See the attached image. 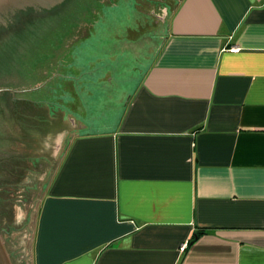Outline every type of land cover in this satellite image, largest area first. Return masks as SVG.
<instances>
[{"label":"crops","instance_id":"0c3cea01","mask_svg":"<svg viewBox=\"0 0 264 264\" xmlns=\"http://www.w3.org/2000/svg\"><path fill=\"white\" fill-rule=\"evenodd\" d=\"M165 1L138 83L66 86L27 242L1 228L15 264H264V0Z\"/></svg>","mask_w":264,"mask_h":264},{"label":"rangeland","instance_id":"374dc122","mask_svg":"<svg viewBox=\"0 0 264 264\" xmlns=\"http://www.w3.org/2000/svg\"><path fill=\"white\" fill-rule=\"evenodd\" d=\"M148 1L64 0L44 13L29 9L0 37V89L23 90L0 92V229L17 230L20 244L27 242L23 237L34 226L54 168L57 139L68 127L60 123L65 119L61 113H72L66 86L100 83L108 69L113 83H138L162 43L159 35L140 27L151 17L146 15ZM38 20L56 22L52 31L56 30L44 38L46 53L34 55L47 65L34 77L30 71L34 57L28 55L24 79L17 71L24 61L20 55L26 43L24 26L32 25L34 37L39 23L31 22ZM92 21H98L94 27Z\"/></svg>","mask_w":264,"mask_h":264},{"label":"flooded vegetation","instance_id":"af4514ba","mask_svg":"<svg viewBox=\"0 0 264 264\" xmlns=\"http://www.w3.org/2000/svg\"><path fill=\"white\" fill-rule=\"evenodd\" d=\"M61 1L62 0H60L59 2H61ZM167 2L169 3V0H166L165 1V3H167ZM45 7H46L45 5H41V9L42 8L44 9ZM165 13H166V7L162 8V10L160 11V14H156V15L159 18H163L164 15H165ZM12 17H14V12L13 11L11 12V14L9 12L8 18L6 20L2 21L0 23V26L1 25H10V27L11 26H15L17 24V20L16 19L14 20V18L11 19ZM20 23L22 25L23 24V21H21ZM31 23L32 24L39 23L38 32H36V35H34V37H35L38 34V37H36V38H37V40L39 42H38V44H36V41L34 42L32 40V39H34V37L30 36V34H31L30 28L32 27V25L24 26V27H28L26 29V31H25V33L27 34L26 35V38L24 37V40L26 41V43L23 44L24 45L22 47L23 51L20 54L21 57H24V58H21L24 61L22 62V64H20V68L17 67V71H19L21 73V75H22V77L24 79H26V75L23 73V71L25 69V66L24 65L26 64V61L28 59L27 56L30 55V56H33L34 57L35 54H38L39 56H41L42 54H45L46 53L45 52L46 51V47L45 46L47 44L45 42V40L47 39V37L45 35H47L48 32H49V34L50 33H53L56 30V29L54 31L48 30V28L51 26L50 24H52L53 22H49L48 23L46 21L38 20V21H32ZM51 27H53V26H51ZM74 27L76 28V27H79V26H77V24H76V25H74ZM33 33H35V32H33ZM72 33H73V31L71 33L69 32L68 36L71 35ZM44 38H45V40H44ZM65 39H66V37H65ZM39 45H41V47H39ZM42 49H43V51H41ZM69 49L70 48H68L67 51H69ZM36 52H38V53H36ZM45 65H47V62H45L41 58H35L34 57V60L30 63V71H31V74L34 75V77L37 74H40L41 73V70L44 68ZM12 71L14 72L13 69H12Z\"/></svg>","mask_w":264,"mask_h":264},{"label":"water","instance_id":"95a60500","mask_svg":"<svg viewBox=\"0 0 264 264\" xmlns=\"http://www.w3.org/2000/svg\"><path fill=\"white\" fill-rule=\"evenodd\" d=\"M60 0H0V23L8 18L9 12H14V20L18 19L21 15H24L29 9H33L35 12L44 13L45 9H52L54 6H58L63 3L64 0L59 2ZM58 2V3H57ZM41 5H45L46 7L41 9ZM14 26L10 25H1L0 26V37L4 34L10 32ZM58 74V73H56ZM43 85V84H42ZM37 88V87H36ZM35 89V88H32ZM1 90H12L9 88L0 89ZM30 90V89H27ZM14 91H23V90H12ZM14 98L15 95H14ZM22 99V98H19ZM0 264H15L11 253L7 246L6 237L4 233L0 229Z\"/></svg>","mask_w":264,"mask_h":264},{"label":"trees","instance_id":"16d2710c","mask_svg":"<svg viewBox=\"0 0 264 264\" xmlns=\"http://www.w3.org/2000/svg\"><path fill=\"white\" fill-rule=\"evenodd\" d=\"M53 23H54V24H53ZM53 23H52L53 25H52V24H50V25L53 26V27H55L56 22H53ZM51 26L48 28V30H52V27H51ZM48 35H49V32H48L47 35H45V36L48 37ZM36 37H38V34H37V36L34 37V40H33L34 42H35L36 39H37ZM203 233H204L203 230L199 231L197 234L194 235V237L192 238L191 242L195 241V240H196L201 234H203Z\"/></svg>","mask_w":264,"mask_h":264}]
</instances>
